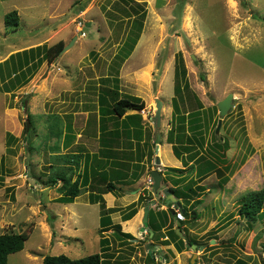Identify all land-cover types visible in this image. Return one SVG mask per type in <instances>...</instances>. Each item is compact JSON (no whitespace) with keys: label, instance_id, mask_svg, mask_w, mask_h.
<instances>
[{"label":"rangeland","instance_id":"rangeland-1","mask_svg":"<svg viewBox=\"0 0 264 264\" xmlns=\"http://www.w3.org/2000/svg\"><path fill=\"white\" fill-rule=\"evenodd\" d=\"M12 11L20 17L16 31L4 23ZM81 31L84 35H79ZM76 36L73 47L43 63L32 77L27 74V83L18 89L12 90L10 84L15 78L7 77L13 64L3 67L4 76L0 69V234L29 235L24 249L11 254L8 264H43L46 256L59 255L81 259L102 253V240L113 241L101 225L100 203L104 200L108 218L116 212L123 217L131 205L115 203L108 208L107 183L99 180L94 185L92 176L79 196L63 202V182L53 185L51 180L64 172L76 181L85 171L83 164L76 171L65 156L100 160L104 144L120 152L113 139L122 131L116 128L121 117L115 120L100 112V95L103 89H116L117 73L121 92L145 102V110L138 114L139 128L143 123L149 126L146 138L157 131L156 99L163 101L162 120L172 130L180 57L190 84L183 93L197 95L205 111L218 110L204 118L206 141L216 134L218 103L234 96V106L216 134L229 142L226 156L220 158L223 176L225 166L230 167L229 183L219 187L217 177L210 176L203 184L211 194H206L204 205L194 208L201 217L195 219V212L183 221L190 238L200 244L196 250L188 245L178 252L174 244L156 249L144 239L120 240L110 263L235 264L242 259L264 264V218L249 224L239 216L242 198L264 190V0H0V63L38 46L63 42L66 47ZM133 39L137 44L131 50L127 43ZM34 62L30 60L29 67ZM6 86L11 92H5ZM180 104L184 107L188 99ZM190 109L197 110V105ZM28 113L35 120L29 139ZM103 120L108 126L105 133ZM53 125L62 131L60 138ZM8 133L17 139L11 146ZM213 148L214 139L203 152L206 157L217 153ZM117 189L109 193L115 195Z\"/></svg>","mask_w":264,"mask_h":264},{"label":"trees","instance_id":"trees-1","mask_svg":"<svg viewBox=\"0 0 264 264\" xmlns=\"http://www.w3.org/2000/svg\"><path fill=\"white\" fill-rule=\"evenodd\" d=\"M135 11V10H134ZM136 13H139L136 11ZM145 14V12H144ZM142 15V18H144L145 15ZM4 23L7 29L16 31L20 26V17L18 15L17 11L9 12L5 15ZM140 24V22H139ZM141 25V24H140ZM136 39H133L132 43H127V46L129 49L133 50L134 45H136ZM65 45L63 42H59L51 47L48 46H38L36 48H32L30 50H25L22 52H18L16 54H13L10 56L9 59L6 61L0 63V69L1 73L4 76V69L3 67H9V63H12V68H8V76L7 77H14L15 79L11 80V87L12 90L18 89L19 87L25 85L27 83V78L29 74L31 77L33 74L38 71V69L41 67L43 63L46 61H53L55 58H57L61 51L64 49ZM30 55H32L30 57ZM129 56V52L124 55V59H127ZM18 58V61L16 59ZM16 58V59H15ZM30 60H36L31 67H29ZM27 67V68H26ZM25 70H28L27 72ZM22 75H20V74ZM176 79H175V96L173 98V128L169 132L168 135V142L173 145V150L175 155L181 159L185 155L191 159V161L198 158V162L201 163L203 171H201L200 179L204 180L206 177H208L210 174L216 172L219 175L223 176V165L221 166V157L226 156V152L229 150V142L221 137H218L215 133H213V139L215 143V149L217 150V153H210L212 157L208 158L203 153L206 151L205 149V143L206 138L208 137V130L205 126V117H213L215 114H218L217 108L213 111H205L203 103L198 98L197 95H185L183 91L189 90L190 84L187 82L186 74L187 70L185 68V64L183 61V58L180 57V61H178V66L176 68ZM6 78V77H5ZM113 82H115L116 89L112 88H106L103 89L102 95H100V112L102 116L105 115H112L113 119L119 120L120 117L124 116L128 111H135L137 114L140 111H143L145 109V102L136 96L131 95H124L121 90L118 88L117 84L120 83V78L118 76V73L116 77L113 78ZM182 81H185L183 83ZM5 87V92H11V88ZM123 94V97L122 95ZM121 96V97H120ZM186 99H188V104L184 105V107H181V102L183 104H186ZM181 100V102H180ZM26 104V100L24 101ZM197 105V110L192 111L190 109V106ZM182 108L186 110L183 112ZM193 109V108H192ZM131 115L128 116L125 119V124L127 122V119L129 121L133 119L141 120V117L138 115ZM103 119H105L103 117ZM104 121V120H103ZM104 121L102 124V130L105 132L106 125ZM35 124L34 116L28 113L27 121L25 122V130L27 138L29 139V131L33 129ZM54 129L56 130L55 136L60 138L62 131L59 129L58 126L53 125ZM117 127V126H116ZM61 134V135H60ZM109 135L107 137H110V135L113 134V131L111 130L108 132ZM118 134V132L115 133V136ZM8 145L11 146L15 142H17V139L12 134L8 133L7 135ZM106 147L107 144H104ZM148 147V146H147ZM106 149V148H105ZM148 149V148H147ZM205 149V150H204ZM213 148V151H216ZM107 153H113L112 150H109V148L106 149ZM203 150V151H202ZM107 156V155H106ZM153 151L152 149H148V157L152 159ZM64 158L68 159V164L73 167V165L76 167L75 170L78 171L81 168V163L83 157L81 155H69L65 156ZM109 166H111L112 161H107ZM73 164V165H72ZM226 170L227 169L226 167ZM182 169H175V168H169L167 172H183ZM225 171V170H224ZM80 172V171H79ZM97 174V173H96ZM95 174V175H96ZM89 180V171L86 169L84 173L80 172L78 174V178L76 181H72L70 178L66 177V174L64 172H60L58 175H56L55 178L51 180V183L53 185H56L58 181L63 182L62 187L60 188L61 192V199H63V202H72L74 198L80 195L83 188L87 187ZM229 181V177H226L223 179V182H220V186L223 187L227 184ZM182 181L178 180L175 182V188L171 189V192L173 194L177 195V198H183L185 197L180 196L183 195L179 189V186L181 185ZM197 183V182H196ZM194 183V184H196ZM201 186H199L200 188ZM115 190V185L113 183H108L107 188L105 189V192H112ZM145 198H140L138 203L136 205H131L129 208V211H127L126 214H124L123 218L124 220H130L132 219L135 214L138 211V206L141 205L143 202H145ZM100 205L102 206L103 210L101 212L102 218V227L105 228L109 225L108 224V217H105L108 213V210L105 209V202L104 200L101 201ZM105 209V210H104ZM181 211L184 212L185 217H192L190 210L185 206L182 205ZM159 216L163 217L164 220L160 224L153 225V230L155 232H161L162 229L166 226V219H167V213L164 211L158 212ZM198 214H196L197 216ZM194 217L195 219L197 217ZM239 216L241 219L246 220L247 223L255 224L259 218H264V190L259 192H252L248 194L247 196L243 197L240 201V208H239ZM154 217V212H150V218L152 219ZM111 226V225H110ZM251 226V225H250ZM110 229L114 230V233L118 238L121 240L124 239L126 241L134 239V237L131 234L123 233L121 231L120 225H113L110 227ZM177 229H174L172 225L168 227V236L172 237L175 240H179L182 245H184V241L180 239L179 235L177 234ZM29 239V235L26 233L22 234H0V264H8V259L11 254L20 252L24 249L26 241ZM123 241V240H122ZM188 243H193L189 238L187 237ZM110 241L109 239L102 240V253L99 254H93L90 256H87L85 258L81 259H72L66 255H59V256H46L43 260V264H127L122 261H117L116 263H110V260L112 258L111 254V247H110ZM196 243V242H195ZM168 244V243H167ZM197 244V243H196ZM180 249V247H179ZM182 251V249H181ZM235 264H248L246 261L239 259L236 261Z\"/></svg>","mask_w":264,"mask_h":264},{"label":"crops","instance_id":"crops-1","mask_svg":"<svg viewBox=\"0 0 264 264\" xmlns=\"http://www.w3.org/2000/svg\"><path fill=\"white\" fill-rule=\"evenodd\" d=\"M174 110V108H173ZM137 112H129L126 113L124 116L120 119V124L117 125L116 128L122 131L119 135H116L114 137V141H116V146H118L117 150H120V152H116L114 149L112 150L113 153H107L108 145L106 146V149H104L102 152L99 153L100 160H91L90 157L83 158L82 160V169L89 171V182L90 184V177L92 176L93 184H97L98 181H102L103 183H113L115 186L118 187L116 190L115 195L112 193L104 194V199L106 201V205L108 208L114 207L113 205L116 203V205H121L122 207H127L132 205V203L138 202V200L143 197L145 198V202H143L141 205L138 206V211L135 214V216L130 220H124V218L118 217L117 212L112 214L111 217H109L108 224L109 226L105 227L108 229L109 232H111L113 241H110V247H111V254L114 256L115 254V246L120 244V238L116 236L113 229H110L113 225H120L121 231L123 233H127L125 230L135 232V233H127L131 234L134 239L131 241L138 242L139 240L144 239V242L148 244L149 246H154L156 249H161V246H171L174 244L175 249L178 252H183L188 248V245H195L196 247L200 245L197 241L192 240L188 234L187 227H182V225H186V223L181 222L180 225H177L176 218L170 214L168 208H165L166 200L159 198L157 200L156 206H150L149 207V215H148V224L149 229L146 231L147 234L137 235L141 234V227H142V221L144 219V210L148 206V203L152 200H155V196L152 194L151 190L149 189L150 185H148V178L150 177L151 171L156 169L155 165V159L157 156H159L161 165L158 168L163 176V182L165 184H171L168 188L171 190L172 188H175V182L178 180H181L182 183L179 186V189L181 192H183V196L185 199L177 198L176 194H173V196L177 199V201H180L182 205H185L192 215L194 216L195 212H197V219L201 217L200 213L198 211H195L194 208L197 206H202L205 204V197H208L206 194H211V189H206L205 185L203 184L210 176L215 175L218 179V185L220 187V182H223V179L229 176L226 172L229 169V165H226L224 168V172L226 176H221L218 173L214 172L210 174L208 177H206L204 180L199 181L202 165L199 163L197 159L191 161L189 157L186 155L179 159L173 150V145L168 142V133L171 130V127L168 124L165 123V120H162L161 128L159 131H154L153 136L151 139L146 138V129H148L149 126L144 125L143 128H139L140 121L137 119H133L129 121L127 119V122L125 124V119L129 115H136ZM138 116H141L137 114ZM173 128V127H172ZM209 137V136H208ZM120 141V142H119ZM213 142L212 140H207L205 143V149L209 147V145ZM148 146V147H147ZM152 149L153 156L152 159L148 157V149ZM121 152H125L121 153ZM107 155V156H106ZM172 159H175L172 161ZM112 161L111 166L107 163V161ZM223 164V162H221ZM221 164V166H222ZM169 168H175V169H182L183 172H167ZM223 169V168H222ZM85 171H83L84 173ZM97 173V174H96ZM96 174V175H95ZM197 182V183H196ZM196 183V184H194ZM229 183V182H228ZM227 183V184H228ZM226 184V185H227ZM224 185V186H226ZM199 186H201L199 188ZM223 186V187H224ZM167 187V186H166ZM113 192V191H112ZM121 196V197H116ZM122 198V200H120ZM172 207V203L170 204ZM118 206V207H119ZM121 207V208H122ZM193 208V209H191ZM154 212V217L150 218V212ZM164 211L167 213V219H166V226L162 229L161 232H155L153 230V225L160 224L164 220V216H159L158 212ZM121 218V219H120ZM188 218V217H186ZM116 221H118L116 223ZM111 225V226H110ZM170 225L173 226L174 229H180L181 233L185 237L182 239L185 243L184 245L181 244L179 240H175L172 237H169L168 235V227ZM176 230V231H177ZM150 231H153V237L151 238ZM135 234V235H133ZM187 237L189 240H191L193 243L187 242ZM124 240V239H122ZM119 242V243H118ZM197 244H196V243ZM117 243V244H115ZM152 243V244H151ZM168 243V244H167ZM173 247V248H174ZM180 247V249H179ZM191 247V246H190ZM204 248L203 246H200ZM192 248V247H191ZM182 249V251H181ZM193 249V248H192ZM204 251V250H202ZM201 252V250H200ZM112 256V257H113ZM116 263V262H115Z\"/></svg>","mask_w":264,"mask_h":264},{"label":"water","instance_id":"water-1","mask_svg":"<svg viewBox=\"0 0 264 264\" xmlns=\"http://www.w3.org/2000/svg\"><path fill=\"white\" fill-rule=\"evenodd\" d=\"M86 27H90V23H88V25ZM79 35H82V32H80ZM77 38H78V36H76L69 45L64 47V49L61 51L60 55L64 54L71 47H73V45L77 41ZM233 102H234V96H233V94H229L224 100H222L218 103V108L220 110V119L218 121V127L216 129V134H219L223 119L229 114V112L233 108V106H234ZM162 112H163V101L160 99H156V111H155V115L153 117V123H154V127L157 131H159L161 128ZM155 165H156V169H154L150 173V177L153 180V184L151 185V192L155 196V200L150 201L148 203V206L144 210V219L142 221V227H141V232H143V233L149 229V224H148L149 207L150 206H156L157 200L159 198L166 200V205H165L166 208H168V206L171 203H175L177 205V207L180 209L182 208V203L180 201H177V199L173 196L171 190L168 187H166V184L163 182V176L158 169L161 165V161H160L159 156H157L155 159ZM169 212L171 213V215L174 218L175 217L174 209L170 208ZM177 225H180L179 221H177ZM150 234H151V238H152L154 232L150 231ZM177 234L180 237H182L183 239H185V237L181 233L180 229L177 230ZM212 243H215V241H212ZM190 246L194 250L197 249V247L195 245H190ZM199 250H203V248L200 247Z\"/></svg>","mask_w":264,"mask_h":264},{"label":"built area","instance_id":"built-area-1","mask_svg":"<svg viewBox=\"0 0 264 264\" xmlns=\"http://www.w3.org/2000/svg\"><path fill=\"white\" fill-rule=\"evenodd\" d=\"M82 23H79V25H78V29L79 30H81L82 29ZM83 34V33H82ZM84 35V34H83ZM148 182L149 183H152V180H151V178L150 179H148ZM172 208L175 210V217H176V220L177 221H180V222H183L184 220H185V215H184V213L180 210V209H178L175 205H173L172 206ZM156 264V263H155Z\"/></svg>","mask_w":264,"mask_h":264},{"label":"clouds","instance_id":"clouds-1","mask_svg":"<svg viewBox=\"0 0 264 264\" xmlns=\"http://www.w3.org/2000/svg\"><path fill=\"white\" fill-rule=\"evenodd\" d=\"M81 32H82V31H81ZM82 33H83V32H82ZM144 110H145V109H144ZM150 178H151V177H149L148 179H150ZM151 180H152V178H151ZM152 184H153V180H152V183H149V182H148V185H150V187H151ZM152 194H153V193H152ZM161 199H162V198H161ZM173 205H175V206L177 207V205H176L175 203H172V206H173ZM169 206H170V208H172L171 205H169ZM169 206H168V207H169ZM165 208H166V207H165ZM170 208H168V210H169ZM177 208H178V207H177ZM172 209H173V208H172ZM178 209H180V208H178ZM180 210H181V209H180ZM174 211H175V210H174ZM182 212H183V211H182ZM183 213H184V212H183ZM184 215H185V214H184ZM175 218H176V217H175ZM179 222H180V221H179ZM180 223H181V222H180Z\"/></svg>","mask_w":264,"mask_h":264}]
</instances>
